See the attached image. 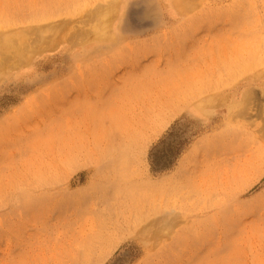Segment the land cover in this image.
<instances>
[{
  "label": "rangeland",
  "instance_id": "1",
  "mask_svg": "<svg viewBox=\"0 0 264 264\" xmlns=\"http://www.w3.org/2000/svg\"><path fill=\"white\" fill-rule=\"evenodd\" d=\"M90 1L0 0V264H264V0Z\"/></svg>",
  "mask_w": 264,
  "mask_h": 264
},
{
  "label": "bare ground",
  "instance_id": "2",
  "mask_svg": "<svg viewBox=\"0 0 264 264\" xmlns=\"http://www.w3.org/2000/svg\"><path fill=\"white\" fill-rule=\"evenodd\" d=\"M91 1H92V0H91ZM91 1H90V3H91ZM94 8L96 9L97 7H94ZM76 9H77V8H76ZM95 9H94V10H95ZM99 12H100V11H97V13H99ZM93 13H94V12H93ZM72 14H73V13H72ZM62 16H63V15H62ZM109 21H110V20H109ZM111 25H112V24H111Z\"/></svg>",
  "mask_w": 264,
  "mask_h": 264
}]
</instances>
